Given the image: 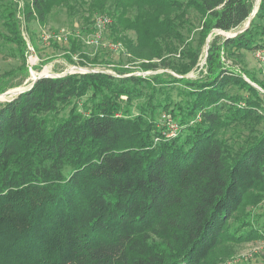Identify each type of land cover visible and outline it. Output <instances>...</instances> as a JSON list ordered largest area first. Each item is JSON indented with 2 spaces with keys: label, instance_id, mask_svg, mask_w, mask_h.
<instances>
[{
  "label": "trees",
  "instance_id": "trees-1",
  "mask_svg": "<svg viewBox=\"0 0 264 264\" xmlns=\"http://www.w3.org/2000/svg\"><path fill=\"white\" fill-rule=\"evenodd\" d=\"M255 2L24 1L28 22L81 21L50 38L59 52L42 65L59 55L111 65L109 50L92 56L82 38L107 15L103 34L128 62L182 76L75 72L0 102V264H217L225 241L264 237L255 214L237 215L251 191L264 196V81L242 59L264 49V0L243 32L211 34L245 23ZM21 26L17 0H0V50L18 59L0 72V93L30 75ZM209 35L207 72L184 76ZM33 44L41 51L35 34Z\"/></svg>",
  "mask_w": 264,
  "mask_h": 264
},
{
  "label": "rangeland",
  "instance_id": "rangeland-1",
  "mask_svg": "<svg viewBox=\"0 0 264 264\" xmlns=\"http://www.w3.org/2000/svg\"><path fill=\"white\" fill-rule=\"evenodd\" d=\"M65 17H66V13L60 12L57 16H55L53 20L50 21L48 25L44 26L36 20H32L28 22L25 16V21L23 19V22H25L23 25V33L27 34V36L30 38L32 46L35 49L33 52L32 51L27 52V58H28L27 64L30 70L29 71L30 75L19 86H14V87L7 89L5 91V93L7 92L6 94H2L4 92H1L0 102L9 101L13 99L14 96H12L11 93H15L17 90H20L19 88H22L23 86L25 87L29 86V84L32 83L33 80L35 79L33 77V73L34 72L41 73V71L45 67H48V66H49L48 73H50L51 75L64 74V73H69L72 71H82V70H86L87 68L107 69L113 72L114 74H118V75L120 74V71L117 70L116 68H122V67L128 69V71L134 70L133 71L134 73H142L146 75L155 74V73H159V72H163L167 70L164 68H159L155 70H146V71L140 69L138 62L130 63L126 60L127 59L126 57L130 56V54L129 53L127 54L126 49L123 46V43L121 41H114L107 35L106 36L103 35L102 41L101 43H99V46H91V45H88L85 41L84 42L88 45L89 47L88 51L92 56L95 55L94 51L97 48L99 49L104 48V49L109 50L110 52L109 57L113 62L111 63V65H108V66L107 65H97V66L73 65V64L68 63L67 60L62 55H59L58 58L52 61L46 62V64L42 65L43 60H47L51 55H54L59 51L55 50L51 45L48 44V42L45 43L44 41H42V39L40 40L41 33H43V31L55 33L57 29H60L63 26L67 27V29L69 28V30L71 31L72 26L79 27V25L81 24V21L79 18L78 19L76 18L75 20L73 19V25H72V22H70L68 18H65ZM246 22L240 25L238 28L242 29L244 25L246 24ZM196 23H198V18L196 19ZM51 26L52 27L54 26V27L52 28ZM33 34H35L36 37L39 38L40 47H42L41 51H38L33 44ZM88 35L89 34H85L84 36H82L83 40ZM60 52H63V51L61 50ZM255 52L246 53L245 56H242V59L244 63H246V66H248L250 69L259 70V73H260L259 77L263 79L264 81V64L261 63V59L255 54ZM125 53L127 55L121 56L122 54H125ZM206 53H207V49L205 45L202 50V53H201V56L199 58L197 65L188 73L189 75L193 77H199V76H203L207 72V60L205 63H202V61L206 57ZM17 62H18V59L9 55V51L7 49H4V51L0 50V72L4 71L5 69H9L13 66H16L18 64ZM167 71L171 72L174 75L180 76V74L172 70L168 69ZM133 72H127L126 74L129 75ZM243 76L247 80L251 81L250 78L247 76V74L244 73ZM20 78H21L20 74L16 75L10 80V82L15 83L18 80H20ZM257 86H260V85H257ZM168 129L170 133L171 130L170 128ZM260 197L262 198L259 200ZM248 199L249 200H248L247 206L244 207L241 211H239L237 215L242 216L244 213L251 211L253 214H255V218H257L258 220V223L256 222L257 220L255 221V223H257V226L261 230L264 231V196L257 195V190H256V191H251ZM253 199L257 200V205L252 204ZM215 253H216L217 258L219 259L217 264H264V237L250 240V241H244V242L225 241L223 245H221L216 250Z\"/></svg>",
  "mask_w": 264,
  "mask_h": 264
},
{
  "label": "built area",
  "instance_id": "built-area-1",
  "mask_svg": "<svg viewBox=\"0 0 264 264\" xmlns=\"http://www.w3.org/2000/svg\"><path fill=\"white\" fill-rule=\"evenodd\" d=\"M18 2V17L21 20V30H22V35L25 38L27 45H28V51H34V47L31 44L30 38L27 36V34L23 33V25L25 22H23V19L25 21V14L23 13V9H24V0H17ZM23 15V16H22ZM111 23V18L107 15H102V16H98L95 19V31L94 33L88 35L86 38H84V41L91 46H98L99 43L102 41L103 38V32L105 31L106 27L108 26V24ZM72 34V32L70 30H68L66 27H62L60 28L58 31H56L55 33H50L47 31H43V33H41V39L42 41H44L45 43H47L50 38H55L59 41L63 40V39H67V37ZM255 54L261 59V63L264 64V49H258L256 50ZM99 69V68H98ZM118 75V74H115ZM258 88L260 89L261 92H263L264 94V88L258 86ZM168 116V115H167ZM165 116V118L167 117ZM166 126L168 128H170L171 132L168 133V135H175V131L176 129H178V124L176 122H174L172 119L170 118H166Z\"/></svg>",
  "mask_w": 264,
  "mask_h": 264
},
{
  "label": "water",
  "instance_id": "water-1",
  "mask_svg": "<svg viewBox=\"0 0 264 264\" xmlns=\"http://www.w3.org/2000/svg\"><path fill=\"white\" fill-rule=\"evenodd\" d=\"M260 1L261 0H259L258 2L256 1L255 2V5H254V8H253V11H252V13H251V15L249 16V18L247 19V22H246V24L244 25V27L242 28V29H237V28H235V29H229V30H224V29H214L212 32H211V34L213 33V32H216V34H223V35H225L226 37H233V36H236L238 33H241V32H243L249 25H250V23H251V21H252V19H253V17L256 15V13H257V11H258V8H259V4H260ZM211 35H209L208 37H207V40H206V46H207V53H208V50H209V47H210V42H209V37H210ZM206 60H207V54H206ZM43 71V70H42ZM95 71H102V72H107V73H110V74H113V75H115L113 72H111V71H109V70H107V69H98V68H87L86 70H82V71H72V72H69V73H64V74H54V75H51L50 73H39L38 74V76L36 77V79L29 85V86H27V87H25V86H23L22 88H19L20 90H17L15 93H11L12 94V96H17V95H19V94H21L22 92H24V91H26V90H28V89H30L34 84H35V82L38 80V79H40V78H42V77H48V76H53V77H60V76H65V75H67V74H70V73H75V72H95ZM180 76H182V75H180ZM184 76H186V77H193V76H191V75H189V74H187V75H184ZM7 93V92H6ZM5 92L3 93V94H6ZM13 97V98H14Z\"/></svg>",
  "mask_w": 264,
  "mask_h": 264
},
{
  "label": "bare ground",
  "instance_id": "bare-ground-1",
  "mask_svg": "<svg viewBox=\"0 0 264 264\" xmlns=\"http://www.w3.org/2000/svg\"><path fill=\"white\" fill-rule=\"evenodd\" d=\"M256 1L258 2L259 0H256ZM210 40H211V36L209 37V42H210ZM206 49H207V46H206ZM206 54H207V53H206ZM33 60H35V59H33ZM205 62H206V57H205V59L202 61V63H205ZM48 71H49V66H48V67H45V68L43 69V71H41V72H42V73H48ZM38 74H39L38 72H34V73H33V77L36 79V76H38ZM35 79H34V80H35ZM34 80H33V81H34ZM30 84H31V83H30ZM30 84H29V85H30ZM9 92H10V91H9ZM9 92H8V93H9ZM2 94H3V93H2Z\"/></svg>",
  "mask_w": 264,
  "mask_h": 264
}]
</instances>
